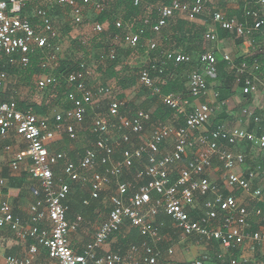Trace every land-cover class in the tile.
<instances>
[{
	"label": "built area",
	"instance_id": "1",
	"mask_svg": "<svg viewBox=\"0 0 264 264\" xmlns=\"http://www.w3.org/2000/svg\"><path fill=\"white\" fill-rule=\"evenodd\" d=\"M0 0V87L6 80V69L9 67L26 68L29 56L35 52L41 54L40 67L48 71L42 75L46 85L54 82L52 72L57 68V32L50 15L51 9L64 7L68 9L75 24L82 22L81 8L92 4L91 0ZM117 2L120 0H109ZM140 0H134L137 5ZM103 0H96L95 8L102 9ZM258 8L247 13L252 25L239 23L236 19H228L222 12H214L206 4L197 1L194 5L173 0L169 5L158 8L154 21L147 18L144 22L150 25V33L158 34L175 14L190 17L209 18L220 29L234 34L238 38L252 37L264 25V0H256ZM35 21V22H34ZM152 21V22H151ZM117 27L120 23L117 21ZM107 28V23L96 24L94 31L100 33ZM143 30L139 33H128L124 42L129 48H136L142 39ZM206 40L213 41L214 34H206ZM144 44L150 49L157 48L152 39ZM166 59L177 64H191L194 58L179 51H167ZM112 50L110 58L113 59ZM224 60H229L224 57ZM199 67L188 76V89L193 99H202L206 95V76L215 73L216 59L209 52L201 54ZM248 67L242 64L241 72ZM90 75L87 67L68 73L65 77L67 98L72 103L69 111H52L46 116H38L31 109L21 111L14 101H0V138L11 135L18 137L25 144L24 151L12 152L10 146L5 147L11 153L9 167L13 172L19 171L27 162L28 174L38 187L31 192L35 201L29 209V225L14 216L11 205L4 191L7 181L0 171V227L9 229L20 241H34L30 244L25 257H7L6 264H159L162 253L158 244L161 242L156 228V217L163 212L184 237H197L206 241H216L223 248L250 245V250L264 247V231L249 232V212L234 196L235 191L249 193L252 200L264 205V189L252 187L261 167L248 170L245 175L237 173V169L245 164V155L237 149L240 146H252L264 150V126L262 132L254 134L241 128H225L220 126L214 131H207L213 115L208 103L192 106L186 113L188 101L179 93L160 96L161 103L174 110L175 115L184 116V125L169 126L162 122H153L149 138H143V131L151 122V114L138 111L133 117L120 115L124 101H119L113 88L100 86L93 88L88 84ZM139 84L151 89L155 94L156 79H152L149 71L142 69L138 73ZM256 80L247 75L243 80L242 94L255 93ZM95 98L109 101L107 117L98 113L92 122L91 134L96 140L90 148H86L83 156L76 162L69 161L61 169L60 176L54 173L55 167L65 158L64 153L52 152L51 144L56 138V131L63 129L69 140L77 139V126L85 122L87 110ZM246 114V112H244ZM109 118L117 121L116 128L120 131V142L109 143ZM253 121L260 124L261 119ZM195 133L198 135L195 137ZM134 139L139 145L128 147ZM173 141L170 152L163 151V145ZM226 142V146L221 144ZM201 147L195 156L188 159V153L195 146ZM115 159V155H117ZM216 157L221 163L223 185L218 187L208 179L212 170V159ZM143 167L134 170L135 167ZM101 168L98 170V168ZM135 171L137 187L123 181L125 171ZM175 172L177 179L170 182V173ZM69 183H77L84 187L92 199L114 184L115 188L108 196L110 211L106 219L94 232L90 243L81 253H76L69 245V233L81 224L80 216L70 224L66 219L67 206L65 201L70 193ZM225 192L227 194H225ZM152 195H154L152 197ZM212 196L204 202L197 218L191 213L198 206L199 197ZM84 204H87L84 201ZM257 216L261 211L255 212ZM127 228L137 230L144 238L139 245L130 247L129 260L126 261L118 253L104 251L103 248L111 237L122 234ZM37 245L45 250L47 260L39 258ZM102 254H99L101 253ZM171 251H169V254ZM186 264H210L206 257L197 258ZM228 264H247L246 261L230 258Z\"/></svg>",
	"mask_w": 264,
	"mask_h": 264
},
{
	"label": "trees",
	"instance_id": "2",
	"mask_svg": "<svg viewBox=\"0 0 264 264\" xmlns=\"http://www.w3.org/2000/svg\"><path fill=\"white\" fill-rule=\"evenodd\" d=\"M81 1V0H77ZM109 1V0H108ZM161 5H169L171 1L173 0H162ZM181 3H188L189 5H194L197 3V1H200L202 4H206L207 7L211 10L212 13L218 12L213 9L206 0H178ZM256 0L252 1H240L239 2V8L234 11H227L225 13V17L228 19H236L239 23L252 25L251 17L247 15V13L251 12L252 10L256 9ZM104 2V0H103ZM158 0H140L137 5L134 4V0H120L115 3L108 2L106 7L99 11L100 14L97 17V24H105L107 23L106 30L98 33L100 38H105L107 35L109 38L113 39L117 36L119 37V40L124 42L125 36L127 33H139L140 30H143L144 33L142 34V39L140 40L139 44L136 48H130L131 50H139V51H145L144 47H141L143 45V42L147 39H153L155 36H160V41L157 44V48L154 50H150L146 46L147 57L149 59V63L147 65L142 66L141 68L135 69L133 71L128 72L129 74H126L124 77L119 76V74L114 72V68L118 64V60L116 58V54L113 59H109L111 62V67L109 68V71L107 72V75L109 78L114 79L117 82V85L119 88L123 91H126L127 89H130L134 86H137V79H138V73L142 69H146L149 71V75L152 79H156L155 81V88L159 89V93L155 94L151 89H148L146 87H142V91H146L152 99L148 101L149 105H152L153 103L157 104V107L155 111L151 114V122L154 121H164L167 118H170L174 110L163 105L160 101V96H166L171 93H179L183 98H186L189 100V104L192 102L191 99L193 98L189 95V89L188 92L186 91L185 83L186 81L181 79L179 74H181L182 71H184L186 68L192 67L190 72L192 70H195L199 67V63L197 61L198 57L206 53L205 49V31L206 26L197 27L194 25H191L187 22L179 20L180 15L175 14L174 17H172L167 25L163 27L158 34H152L150 33V25L146 24L144 21L147 18H151L152 21H154L157 17L158 8L161 5H157ZM69 11L68 9H65L64 7H56L52 11H50V14L53 13H60ZM118 13V14H117ZM114 17V18H113ZM205 18V17H203ZM207 24L215 25L217 29L218 38H231V35L228 31L220 29L216 24H213L209 18H205ZM120 23V26L117 27L115 24L116 22ZM151 21V22H152ZM35 22V21H34ZM82 23V22H81ZM80 23V24H81ZM188 29H183L187 28ZM68 32V29L63 32V35H66ZM264 33V25L259 29V31L255 32L253 35L255 37H259V40H261V45L257 49L256 54L249 55H241L235 59L233 62L236 67H240L242 64H245L247 67L255 66L257 68L258 72H261L262 78H264V39L262 34ZM234 36V35H233ZM254 37V38H255ZM166 39V41H164ZM58 41V40H57ZM92 46L94 47H103V50L108 53L109 47L108 45H102L97 39H93ZM125 43V42H124ZM175 44V45H173ZM173 45V46H172ZM196 45V46H191ZM179 46L185 47L182 51H180L183 54L191 55L192 52L190 51L192 47H199L200 51L198 49V53H196L195 59L191 64H177L172 59H166V53L167 51H175L179 48ZM77 48L79 51H82L84 53V56L81 58L76 59L75 61L71 60H65L60 61L57 68L52 72V77L54 79V82L47 85V89L49 90V99L50 101H47L45 104H28V102L18 100L15 96L14 87L7 86V87H0V101L1 102H11L14 101L17 104V108L21 111H27L31 109V111L38 115V116H46L53 111L52 109L58 108L61 111H69L72 109V103L67 98V86L65 77L68 73L80 70V66L84 65L85 59L87 56V52L85 51V47L78 42ZM190 49V50H189ZM129 53V52H128ZM216 59V65H215V73L212 75H209L207 78V88L210 87V84H213V90L215 93V103L216 105H224L233 95L234 86L237 82V79L235 77V72H228L227 68L229 65V62L224 60V58L221 57L218 53H213ZM129 55V54H127ZM110 56V55H109ZM40 57L41 54L39 52H35L34 54L29 56V65L24 69H17V68H11L7 72V77L12 78L13 76H17L22 80V82L26 81L29 82L30 78L34 75H47L48 71L46 69H42L40 67ZM86 66V65H84ZM244 73L243 79H240L239 85L242 86L244 80ZM26 75V76H25ZM147 95V94H146ZM188 95V97H187ZM119 101L124 100V96L122 94H119L118 96H115ZM146 101H144L142 104H140L139 108L135 109L134 112L130 113V106L125 107V105L120 110V115L131 118L133 117L138 111H148L147 105H145ZM129 104V103H128ZM106 111V110H105ZM103 111V112H105ZM150 122V123H151ZM180 126L184 125L183 118H181ZM222 122L221 120H216L210 122V125L207 126V131H214L218 129L221 126ZM260 127L264 126V121L261 120ZM90 139L91 143L93 144L96 140V135H93L90 133ZM91 145H89L86 148H90ZM221 144L227 147L226 142L221 141ZM84 151V150H83ZM65 154V153H64ZM83 156V153L81 155H77L76 157L71 155H66L65 158L62 159L57 167L54 169V173L56 176H60L61 169L65 165V163L72 161L76 162L78 161L79 157L81 158ZM119 156L118 153L116 155ZM217 160L216 157H213L212 159V165L213 161ZM218 161V160H217ZM143 168L141 166L137 167V169ZM6 170V169H5ZM4 170L3 176L7 175V172ZM24 177H21L20 179H9V185H16L15 183L23 181ZM177 179V174L175 172L170 173V182H174ZM124 181H127L133 185L134 187H137L135 181H129L130 179L123 178ZM70 186V193L67 196V199L65 201V205L67 206V212H66V219L69 222H72L75 220L77 216H80L83 222L90 221L92 223H95L97 219H99V214L95 211L100 207L101 201H102V194H100L98 199H92L89 195L88 188L82 189L80 185L77 183H69ZM88 186V185H87ZM218 186V185H217ZM222 187V186H218ZM255 189V188H254ZM135 190V189H134ZM7 190L5 191V193ZM225 194H227L225 192ZM30 195L35 201V197L33 196L32 192H30ZM154 195H152L153 197ZM154 198V197H153ZM212 196L207 197H199L198 198V206L196 207L195 211L191 213V216L193 218H197L200 214V210L203 208L204 202L211 199ZM84 201L87 202V204H84ZM103 210V209H102ZM261 211V215L259 216L261 219L264 218V205L257 204L256 210ZM110 211V206L104 210V218L106 219L107 214ZM16 215V214H15ZM104 221L105 219H103ZM100 221V220H99ZM82 223V222H81ZM157 225H162L160 228V231L162 232V229L166 228L168 225H172V221L169 217H167L163 212H160L159 215L156 217ZM10 231V230H9ZM11 232V231H10ZM131 233L123 236L122 234H116V241L110 245V252L118 253L123 259L126 261L129 260L130 254V247L132 245H139L144 241V238L141 237L137 230L133 229L130 231ZM249 232H255L253 229L249 230ZM112 239V237H111ZM91 241V240H90ZM90 241L88 243H90ZM110 241V239L108 240ZM32 242V240L29 239V244ZM216 242V241H214ZM87 243V244H88ZM218 243V242H216ZM86 244V246H87ZM219 244V243H218ZM85 246V247H86ZM250 249V245L248 246ZM161 246H159V250L162 251ZM264 248V247H263ZM257 248H255L256 250ZM239 247L233 246L228 249V252L226 255L221 257H216L213 261V264H228L230 258L240 259L239 257ZM254 250V251H255ZM231 252V253H230ZM99 254H102L99 253ZM201 258V257H200ZM241 260V259H240ZM245 262V261H244ZM247 263V262H246Z\"/></svg>",
	"mask_w": 264,
	"mask_h": 264
},
{
	"label": "crops",
	"instance_id": "3",
	"mask_svg": "<svg viewBox=\"0 0 264 264\" xmlns=\"http://www.w3.org/2000/svg\"><path fill=\"white\" fill-rule=\"evenodd\" d=\"M208 4L215 9V11H220L223 14H225L227 11H234L239 8V2L244 0H206ZM245 1H252V0H245ZM256 8H258L256 6ZM264 12V9L262 10ZM179 20L187 22L191 25L202 27L206 26V34H214L215 39L213 41L207 40L205 43V49L207 52L213 54L218 53L221 55L222 58L228 57L229 62L228 65V72H235V77L237 79V82L234 86V91L232 97L224 104V105H216L215 103V93L213 90V84H210V87L207 88L206 95L202 99H191V103L186 105L185 111L186 113H189L192 111V106L197 107L200 103H208L211 108L213 109V115H212V121L221 120L222 127L225 128H241L245 129L247 131H250L254 134H259L262 132V127H260L259 124H256L253 121V118L259 117L262 121H264V78L260 77L261 72H258L257 68L255 66H250L246 69V71L241 72L239 70V67H236L234 65V61L237 57L241 55H249L257 53V49L260 47L261 40H259V37H255L254 35L252 37L248 38H238L234 34L231 35V38H218L217 29L215 25L207 24L205 18L203 17H190L187 15H180ZM188 29L187 28H183ZM231 34V33H230ZM234 35V36H233ZM264 39V33L262 34ZM255 37V38H254ZM166 41V39L164 40ZM175 45V44H173ZM172 45V46H173ZM196 46V45H191ZM185 47L179 46V48L175 51H182ZM200 51L199 47H192V57L195 59V54ZM195 55V56H194ZM214 55V54H213ZM13 67H9L6 69V72L10 70ZM14 68L21 69L19 67L14 66ZM192 67L186 68L184 71L179 74L180 78L185 80V87L186 91L188 92V76ZM247 75H252L256 82V89L257 91L252 94L243 95L242 94V86L238 83L240 82V79H243ZM14 77V76H13ZM15 77H17L15 75ZM209 76H206V80ZM9 79V77H6V80ZM6 80L3 82L2 87H7L9 82H6ZM239 81V82H238ZM243 82V81H241ZM120 94V93H119ZM188 97V95H187ZM18 99V98H17ZM152 99V97L147 95H136L134 99V103L129 104L128 106L131 107L130 113L134 112L135 109L139 108L140 104H142L144 101H146L145 105L148 104V101ZM185 99V98H183ZM20 100V99H18ZM22 101V100H21ZM156 104L153 103L152 105H147L146 112H150L152 114L156 107ZM56 112L60 111V109L55 108ZM53 110V111H54ZM246 112V114L244 113ZM152 116V115H151ZM181 118L184 116L180 115H173L170 118H167L164 121H156V122H162L166 123L169 126L172 127H178L180 126ZM152 121L145 127V137H150L151 130H152ZM211 122V121H210ZM65 134V133H63ZM61 137L55 138L54 143L51 144V151L52 152H58V153H64L63 151L68 144L74 143L73 141L69 140L68 137L65 135L60 134ZM198 134L195 133V137ZM88 137V135H86ZM90 137V133H89ZM134 146L133 144L128 145V147H136L139 145V140L134 139ZM79 145V144H78ZM10 146L12 149V152L15 151H24L25 144L22 140H20L18 137L11 135L7 138H0V171L3 175L4 170L7 172L6 176H3L5 180L7 181V192L5 194V197L9 204L11 205L12 212L14 216L19 217L23 224L29 225V209L30 206L33 204V199L30 195L31 189L35 188L33 187L34 182L33 179H31L30 175L28 174V167L27 162L23 163L17 172H13L9 167V162L12 158L11 153H6L5 147ZM55 146L57 148H55ZM89 146V145H88ZM88 146H82V147H74L72 151H70L71 155H81L84 154V151L86 147ZM54 148V150H53ZM163 151L170 152L173 149V141L168 140L163 145ZM201 149L199 146H195L194 149L190 150L188 153V159H184L183 162L186 164L188 161H190L195 154L197 153V150ZM238 150L244 153L245 155V164L240 166L237 169V173L245 175V173L250 169L253 170L256 167H261V170L259 171L257 177L252 181V187L253 188H261L264 189V150H260L257 148H254L252 146H240L237 147ZM66 150V149H65ZM84 150V151H83ZM80 159V157L78 158ZM115 159H117V156L115 155ZM101 168L99 167L98 170ZM223 169L222 165L219 161L216 159L213 161L212 170L208 172V179L212 183L216 185H223ZM134 176V175H133ZM21 177H24L23 181H19L15 183L16 185H9V179H20ZM126 179H130L129 181H132V176L127 175ZM123 180V179H122ZM124 181V180H123ZM134 181V180H133ZM127 182V181H126ZM136 183V182H135ZM38 187V185H37ZM115 187V185H114ZM82 189H87L88 186L81 187ZM113 191V187L108 188L104 192L107 193V196H109ZM234 196L238 200V202L241 205H244L249 212V224H250V230L253 229L254 231H264V218L261 219L259 216L255 214L256 205L262 204L259 202H256L252 200V197H250L249 193H244L241 191H235ZM108 198V197H107ZM104 204H109L106 200L103 202L101 201L100 207L95 211L99 214V218L102 214V209ZM263 205V204H262ZM16 214V215H15ZM105 214L103 213V216ZM105 217V216H104ZM103 217V219H105ZM68 221V220H67ZM75 221V220H74ZM74 221L69 222L72 224ZM103 221L100 220L98 224L96 225V229ZM94 224L90 221L83 222L77 227L75 231H71L69 233V245L76 253H81L83 248L86 246V244L91 240L94 232H88L89 227ZM162 225H157L155 223L156 231L161 238V242L158 244L159 246L163 247L162 251L159 250L160 253H162L161 259H159V264H186L190 261H193L200 257H206L209 260L210 264H213V261L216 257H221L227 254L228 250L223 248L220 244L214 242V241H206L197 237H184L178 229H176L172 225H168L166 228L162 229V232L160 231V228ZM131 230L127 228L122 235L126 236L130 234ZM116 241V236L110 239V241L107 242V244L104 246V251L110 250V245H112ZM28 241H20L16 238V236L9 231L7 228H1L0 227V264H6V258L10 256L14 257H25L27 255V251L29 248V245L35 244L34 241H32L30 244ZM249 244L244 243L241 247H239V257L241 260L246 261L247 264H264V248H257L255 251H251L249 249ZM37 250L39 253V258L43 260H47V255L44 249L39 247L37 245ZM169 251L171 253L169 254ZM231 253V252H230Z\"/></svg>",
	"mask_w": 264,
	"mask_h": 264
},
{
	"label": "rangeland",
	"instance_id": "4",
	"mask_svg": "<svg viewBox=\"0 0 264 264\" xmlns=\"http://www.w3.org/2000/svg\"><path fill=\"white\" fill-rule=\"evenodd\" d=\"M92 4L84 6L81 8V16H82V23L81 24H75L72 15L69 11H65L61 14L60 13H53L51 15L52 24L57 32L58 36V42H57V64L59 65L60 61L65 60H71L75 61L78 58H81L84 56V53L82 51H79L77 48V43L80 42L84 47L85 51L87 52L86 59L84 60L87 70L89 71L90 75L88 76V84L92 86L93 88H97L100 86H109L113 88L114 94L119 95L122 94L124 96V102L125 107H127L129 104L134 103V99L136 95H146L148 94L146 91H142V87L139 86V78L137 79V86H134L130 89H127L126 91H123L119 88L117 85V82L114 79L109 78L107 75V72L109 71V68L111 67V62L109 61V55L111 54L112 50L115 51L116 58L118 60V64L114 68V72L119 74V76L124 77L126 74H129L128 72L133 71L135 69L141 68L144 65H147L149 63V59L147 57L146 51V45L143 42V45L141 47L145 48V51H135L131 50L128 45L122 41L119 40V37L116 38H109L107 35L105 38H100L98 32L94 31V26L97 24V17L100 14L98 9L95 8V2L96 0H91ZM108 0H104L103 8L106 7L108 4ZM162 0H158L157 5L162 4ZM82 3V1H80ZM53 9H51L52 11ZM118 14V13H117ZM114 18V17H113ZM68 29V32L66 35H63V32ZM128 34V33H127ZM97 39L102 45H108L109 50L108 53L103 50V47H94L92 46V40ZM155 43H159L160 36H155L152 39ZM129 52V53H128ZM129 54V55H127ZM26 76V75H25ZM42 75H34L30 78L29 82H22V80L18 77H12L6 80V82H9L8 86L14 87L15 96L25 102H28V104H45L47 101H50L49 99V93L47 89V85L43 83ZM161 101V98H160ZM109 101L104 98H95L93 100V104L91 107L88 108L87 114L85 117V122L82 126H77V139L73 140L74 143H70L66 146V150L64 153L68 156L71 155L70 151L74 149V147H82V146H88L91 145V139L89 137V133L92 131V122L95 119L96 115L98 113H103L105 117H107V105ZM129 103V104H128ZM54 110V108L52 109ZM106 110V111H105ZM105 111V112H103ZM52 112V111H51ZM150 113V112H149ZM127 117V115H125ZM109 133L107 135V138L109 139V143L116 145L120 141V131L117 130L116 125L117 121L112 120V118H109ZM63 129L59 128L56 131V138L61 137L60 134H63ZM88 135V137L86 136ZM143 138L145 137V129L143 131ZM133 139V146L134 144V137ZM137 139V138H136ZM139 140V139H138ZM79 144V145H78ZM55 148H57L55 146ZM54 150V148H53ZM76 157V155H71ZM137 167L134 168L136 170ZM125 171L124 175L122 177L126 178L127 175L132 176V181L135 180L134 172L135 171ZM133 181V182H134ZM35 182V181H34ZM36 183V182H35ZM33 187H37V183L33 185ZM110 187H113L114 190V184L110 185ZM103 198V202L107 200V193L102 192L101 193ZM108 207L107 204L103 205L102 214L99 219L96 220L94 224H92L88 232H94L96 225L98 224L99 220L102 219L104 210ZM94 234V233H93ZM107 244V243H106Z\"/></svg>",
	"mask_w": 264,
	"mask_h": 264
}]
</instances>
